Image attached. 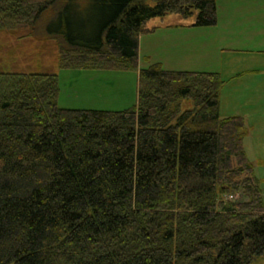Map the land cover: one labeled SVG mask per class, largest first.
<instances>
[{
  "label": "trees",
  "instance_id": "16d2710c",
  "mask_svg": "<svg viewBox=\"0 0 264 264\" xmlns=\"http://www.w3.org/2000/svg\"><path fill=\"white\" fill-rule=\"evenodd\" d=\"M168 14L218 20L216 0H0V32L36 31L48 16L60 68L133 70L147 22ZM139 75L138 104L106 111L60 107L58 75L0 72V264L264 256L249 127L220 114L226 80L159 62ZM240 191L243 200L220 202Z\"/></svg>",
  "mask_w": 264,
  "mask_h": 264
},
{
  "label": "rangeland",
  "instance_id": "374dc122",
  "mask_svg": "<svg viewBox=\"0 0 264 264\" xmlns=\"http://www.w3.org/2000/svg\"><path fill=\"white\" fill-rule=\"evenodd\" d=\"M216 5L218 20L212 26H197L195 16L179 14L149 20L139 37L138 67L133 70L60 68L57 45L45 33V16L36 31L0 32V72L58 75L60 107L106 111L138 104L139 71L150 64L219 73L226 80L220 114L241 116L249 127L244 148L264 205V0H216ZM89 8L82 5L78 13L87 16ZM251 264H264V256Z\"/></svg>",
  "mask_w": 264,
  "mask_h": 264
},
{
  "label": "built area",
  "instance_id": "2783aa9c",
  "mask_svg": "<svg viewBox=\"0 0 264 264\" xmlns=\"http://www.w3.org/2000/svg\"><path fill=\"white\" fill-rule=\"evenodd\" d=\"M234 197H235V196H233V195L229 196L230 199H232V198H234Z\"/></svg>",
  "mask_w": 264,
  "mask_h": 264
},
{
  "label": "crops",
  "instance_id": "0c3cea01",
  "mask_svg": "<svg viewBox=\"0 0 264 264\" xmlns=\"http://www.w3.org/2000/svg\"><path fill=\"white\" fill-rule=\"evenodd\" d=\"M163 65V64H162ZM166 70H170V69H167V68H165ZM173 71V70H172Z\"/></svg>",
  "mask_w": 264,
  "mask_h": 264
}]
</instances>
